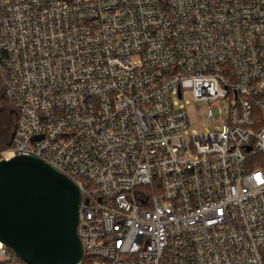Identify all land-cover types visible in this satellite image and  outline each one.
Wrapping results in <instances>:
<instances>
[{
    "label": "built area",
    "instance_id": "obj_1",
    "mask_svg": "<svg viewBox=\"0 0 264 264\" xmlns=\"http://www.w3.org/2000/svg\"><path fill=\"white\" fill-rule=\"evenodd\" d=\"M0 78V159L77 185L78 264H264V0H0Z\"/></svg>",
    "mask_w": 264,
    "mask_h": 264
},
{
    "label": "water",
    "instance_id": "obj_2",
    "mask_svg": "<svg viewBox=\"0 0 264 264\" xmlns=\"http://www.w3.org/2000/svg\"><path fill=\"white\" fill-rule=\"evenodd\" d=\"M80 190L39 158L0 159V241L27 264H78Z\"/></svg>",
    "mask_w": 264,
    "mask_h": 264
},
{
    "label": "rangeland",
    "instance_id": "obj_3",
    "mask_svg": "<svg viewBox=\"0 0 264 264\" xmlns=\"http://www.w3.org/2000/svg\"><path fill=\"white\" fill-rule=\"evenodd\" d=\"M190 104L187 106V112L191 128L201 131L203 128L212 129V124L206 118V105L202 101H196L188 95ZM224 112L227 111L225 102L219 103ZM1 150V149H0Z\"/></svg>",
    "mask_w": 264,
    "mask_h": 264
},
{
    "label": "flooded vegetation",
    "instance_id": "obj_4",
    "mask_svg": "<svg viewBox=\"0 0 264 264\" xmlns=\"http://www.w3.org/2000/svg\"><path fill=\"white\" fill-rule=\"evenodd\" d=\"M17 121L16 112L10 107L0 108V149L11 140Z\"/></svg>",
    "mask_w": 264,
    "mask_h": 264
},
{
    "label": "trees",
    "instance_id": "obj_5",
    "mask_svg": "<svg viewBox=\"0 0 264 264\" xmlns=\"http://www.w3.org/2000/svg\"><path fill=\"white\" fill-rule=\"evenodd\" d=\"M2 107H10V108H12L14 110V108L8 102V100H7V98H6L5 94H4V85H3L2 80L0 78V108H2ZM13 133H12V135H13ZM11 139H12V137H11ZM10 142H11V140L6 142L5 145L2 148H5V147L9 146ZM23 263H25V262H23Z\"/></svg>",
    "mask_w": 264,
    "mask_h": 264
}]
</instances>
